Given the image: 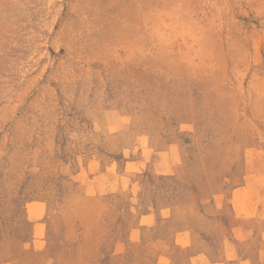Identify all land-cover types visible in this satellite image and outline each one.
Wrapping results in <instances>:
<instances>
[{"label": "rangeland", "instance_id": "374dc122", "mask_svg": "<svg viewBox=\"0 0 264 264\" xmlns=\"http://www.w3.org/2000/svg\"><path fill=\"white\" fill-rule=\"evenodd\" d=\"M0 264H264V0H0Z\"/></svg>", "mask_w": 264, "mask_h": 264}]
</instances>
